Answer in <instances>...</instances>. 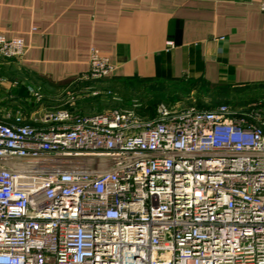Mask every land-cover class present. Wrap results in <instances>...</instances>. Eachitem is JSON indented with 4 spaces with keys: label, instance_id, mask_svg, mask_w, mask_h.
I'll return each mask as SVG.
<instances>
[{
    "label": "built area",
    "instance_id": "built-area-1",
    "mask_svg": "<svg viewBox=\"0 0 264 264\" xmlns=\"http://www.w3.org/2000/svg\"><path fill=\"white\" fill-rule=\"evenodd\" d=\"M25 50L0 32V59ZM113 70L92 48L80 80ZM250 113L0 111V264H264V113Z\"/></svg>",
    "mask_w": 264,
    "mask_h": 264
},
{
    "label": "crops",
    "instance_id": "crops-1",
    "mask_svg": "<svg viewBox=\"0 0 264 264\" xmlns=\"http://www.w3.org/2000/svg\"><path fill=\"white\" fill-rule=\"evenodd\" d=\"M262 1L0 0V32L26 47L16 59L25 77L0 78V111L35 103V116L43 113L37 105L50 90L85 81L92 48L114 66L108 81L184 79L213 91L264 84Z\"/></svg>",
    "mask_w": 264,
    "mask_h": 264
},
{
    "label": "rangeland",
    "instance_id": "rangeland-1",
    "mask_svg": "<svg viewBox=\"0 0 264 264\" xmlns=\"http://www.w3.org/2000/svg\"><path fill=\"white\" fill-rule=\"evenodd\" d=\"M16 59H8L0 64V78L10 83L25 77L16 68ZM42 86L39 85V88ZM90 91H97L96 95H89ZM53 96L50 100L43 98L38 110H56L69 108L76 114L91 115L109 109H118L125 113H132L140 119L151 116L140 115L143 109L152 103L177 104L178 108L202 107L214 108L226 105L234 111L249 112L248 117L255 111L264 113V84L248 86H227L218 90H209L203 83L190 81L188 84H145L138 81L87 80L75 83L63 89L50 90ZM74 97V98H73ZM174 102V103H172ZM10 107H6L7 110ZM4 109H1L3 111ZM13 111L14 109H8ZM27 114V118L35 117V103L18 109ZM25 114V115H26ZM148 113H146L147 115ZM264 115V114H262Z\"/></svg>",
    "mask_w": 264,
    "mask_h": 264
},
{
    "label": "trees",
    "instance_id": "trees-1",
    "mask_svg": "<svg viewBox=\"0 0 264 264\" xmlns=\"http://www.w3.org/2000/svg\"><path fill=\"white\" fill-rule=\"evenodd\" d=\"M115 82H118V81H130V82H132V81H138V82H141V83H145V84H151V83H158V84H166V83H168V82H173V83H175V84H180V83H184V84H188V83H190V81L189 80H184V79H179V80H171V81H168V80H163V81H160V80H158V79H155V80H142V79H137V78H130V79H115L114 80ZM159 103H161V102H159ZM172 103H174V102H172ZM157 104L158 103H152L151 104V106L149 107V108H145V109H143V111H142V113H140V115H143L144 117L145 116H151L150 118H152L153 116H154V113H155V108H156V106H157ZM166 104V103H165ZM167 105H169V104H167ZM171 105V104H170ZM199 108H202V107H199ZM65 109H68L69 111H71L72 113H75L74 111H72L71 109H69V108H65ZM146 113H148L147 115H146ZM76 114V113H75ZM83 115V114H82Z\"/></svg>",
    "mask_w": 264,
    "mask_h": 264
}]
</instances>
